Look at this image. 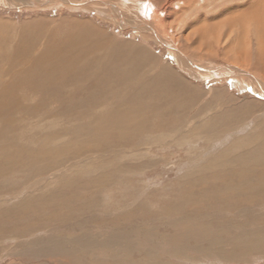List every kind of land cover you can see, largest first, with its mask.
<instances>
[{"label": "rangeland", "instance_id": "rangeland-1", "mask_svg": "<svg viewBox=\"0 0 264 264\" xmlns=\"http://www.w3.org/2000/svg\"><path fill=\"white\" fill-rule=\"evenodd\" d=\"M262 2L0 0V44L8 56L23 37L44 33L48 38L56 32L64 39L68 35L61 31L70 24L85 23L111 45L147 51L138 57L149 72L143 79L158 91L165 89L154 100L145 94L135 99L152 108L151 115L140 113V126L126 122L117 110L108 114L115 106L122 108L111 99L116 90L110 74L101 86L112 91L96 93L97 75L106 72L110 59L101 56V66L93 70L97 75L88 74L91 79L83 82L81 92L73 89L84 95L94 84L96 93L76 104L79 117L51 118L49 125L50 119L37 115L38 121L31 118L33 123L23 124L26 130L19 128L15 139L0 145V155L21 162L20 168L0 176V264H264V194L242 207L230 195L225 204L212 200L222 201L220 180L237 183L233 173L253 166L261 171L248 182L257 183L262 176L264 189V151L256 150H264L259 146L264 143ZM252 11L261 14L255 18ZM158 70L173 74L158 83ZM129 81L117 86L122 90L143 82ZM107 114L113 121L96 127L95 120ZM0 128L2 132L1 123ZM47 142L48 159L34 161L31 151L39 152ZM189 189L194 190L192 199ZM213 191L217 197L212 198ZM257 239L259 243L246 244ZM244 249L250 253L241 256Z\"/></svg>", "mask_w": 264, "mask_h": 264}, {"label": "bare ground", "instance_id": "bare-ground-1", "mask_svg": "<svg viewBox=\"0 0 264 264\" xmlns=\"http://www.w3.org/2000/svg\"><path fill=\"white\" fill-rule=\"evenodd\" d=\"M183 1H185V0H183ZM251 1H252V3H249V5L253 4V2H256V0H251ZM262 1L263 2L261 4H263V7H264V0H262ZM259 4H258V6H259ZM249 7H251V6H249ZM263 7H261V8H263ZM255 9H256V7H255ZM263 9H262V11H263ZM224 14L225 13H221V16L224 15ZM260 14L261 13H259L257 11L253 12V16L255 18L259 17ZM255 20L256 19H254V21ZM251 21H252V18H251ZM261 22H262V17H261ZM255 23H257V22L255 21ZM253 25H255V24L253 23ZM254 30H257V29L254 28ZM263 30H264V28H263ZM63 31L64 32L61 31V33H67V35H68L64 39H59L58 38L59 36H58V34L56 32H54L55 35H54V33H53V35L50 33L48 38L44 35V33H41V32H39L41 34H38V35H35V36H29L27 38L23 37L20 41L17 42V46L15 48L14 54L11 55V56H8L7 53H5V51H3L5 44H3V43L0 44V123H1V126L2 125L4 126V129H2L3 131L1 132V130H0V134H1V136H0V145H3V144L5 145L6 141L9 142L8 139H11V137L14 138L13 137L14 136V132L15 131L18 132L19 131V128H21V129L22 128H25V130H26L27 129V126L26 125H23V124H27V123H29V121L32 122L31 121V118H34V119L36 118V121H38L37 115L39 117H44L45 119H48V120L50 119L49 122H48V120L43 119L44 121H47L49 123V125L52 124L51 118L56 119V121L57 120L59 121L60 118L58 119L57 117H62L64 115H66V119H68V117H75V116H78L79 117L80 114L79 113H76V112L79 111V110H81V109H78L80 106L77 107V105L81 101L86 100L89 97H92V95L90 93H93L95 91V89H96V93L98 95H100L104 90H107V92H109V93L112 91L111 88H109V87H107L105 89V88H103L101 86L102 84H106V81H107L106 78H110L109 76H113V81H114V84L113 85H115V88H113V89L116 90L114 93H111V94H114L113 96H111L112 97L111 99L114 100L122 109L120 110L119 108H117V106H115L116 108L114 110H111L110 112H108V114L109 113L110 114H113L117 110L118 112H116V113H118L120 115V117L123 116V118H124V120L126 122H129V124L130 123L135 124V126H140V123L139 122L136 123L138 121V119H139L138 117L141 115L140 113H143L145 115H151V111L150 110L152 109L147 104L146 105H142V104L136 102L135 99L140 98L143 94H145V95H147V97L150 100H154L155 99V95H157V93L158 94H161L160 92H164V90H165L164 88L160 87L159 88V91L160 92H159L150 83L146 84L145 83L146 81L143 79V78L148 79V76L147 75H148L149 72L146 71V69H145L146 64L145 65H142L141 64L142 61H141V63L139 62L142 58L139 59L138 57L141 54L143 55V53H145V51H143V53L141 52L140 54L137 52L138 53L137 54L136 51L134 52L135 48H132V46H130L129 44H117V43L114 42V44L111 45L110 41H104V39H102L89 25H87L85 23H76V22L75 23H72V24L69 25L68 28H65V30H63ZM259 46H260L259 50L262 51V52H264V35L260 39ZM138 48H137V50H138ZM138 51H142V49L141 50H138ZM146 53H147V51H146ZM145 54H144V56H145ZM147 55L148 54H146V56ZM101 56H106V57H108L110 59H109V65H107L108 68H107L106 72L99 74V77H98L97 72L93 73V70L95 71V69H94L95 66H97V67H98V65L101 66V63L103 62L100 59ZM146 56H145L146 59H148L150 57L149 56L147 58ZM263 56L260 53V57L262 58V61H263ZM150 61L151 62H154L152 59ZM143 63H145V62H143ZM104 64H105V62L103 63V66H105ZM262 68H264V62L262 64ZM100 72H98V73H100ZM92 73L95 76L97 75V78H100L101 77L98 81L96 80L97 81V87L95 86L96 88L94 89V84H93L89 89L86 90L87 92L84 90L86 92L85 94L82 91L83 94H84V95H82L80 92L84 88L83 87H82V89H80V88H81V86L84 85L83 82H85V80L91 79V78H89V75H91ZM165 74L168 75V74H173V73L170 72V71H168V70H165V73L161 71L158 75H155L154 74L155 75L154 79H156V81L158 83H160L162 81L165 82L166 81V75ZM118 77H121V78H118ZM135 78H138L140 81H143V80L144 81L142 83L141 82H138L139 85L137 87L133 83L132 84L129 83L130 86H127L125 88H122V90H120L121 88L119 89V87L117 86V85L120 86L121 84H123V82H127V81L133 80ZM103 79L106 80V81H104ZM171 79H172V81H175V79L173 77H171ZM101 80H103V81L101 82ZM70 82H73L72 85H70ZM131 85H132V87H131ZM111 86H112V84H111ZM167 86H169V85L167 84ZM84 87L86 88V86H84ZM75 88H77L78 90H80V92L78 94L76 93L77 95L75 94V91H73V89L75 90ZM178 89L180 90V88H178ZM96 93H93V95L94 94L96 95ZM165 94H167V93H165ZM33 96L39 97L40 98L39 101H37V102L36 101H33L32 98H31ZM77 96H79V99H76V101H75V98ZM114 96H115V99H113ZM99 101H100V99H99ZM174 101H176V98L174 99ZM115 102H114V105L116 104ZM81 103H83V102H81ZM103 103L106 104L105 102H103ZM180 103H181L180 100H178L177 101V104H180ZM86 104H83V105H86ZM109 105L111 106V101H110V104L108 103V106ZM155 105L156 106H159L157 102H155ZM51 106H53V107H51ZM55 106H57V107H55ZM67 107H69V108H67ZM112 107H114V106L112 105ZM132 108L137 109L138 111L137 112H131ZM128 111H129V113H128ZM184 111H186V110H184ZM125 112H127V113H125ZM81 113H82V111H81ZM85 113H84V115H85ZM108 114L106 115L107 117H103V118H100V119L95 120L96 121V127L101 126V125H104L105 124V121L104 120H107V121H110V122L113 121V119L111 117H109ZM129 116H132L134 121L129 120V118H128ZM81 117H82V115H81ZM70 119H73V118H70ZM173 119H176V117L173 118ZM74 121H76V120H74ZM80 121L82 123V120H80ZM39 122L38 123L36 122V123L39 124ZM40 123H42V122H40ZM34 126H36V125L34 124ZM107 126H108V124H107ZM80 127H81V125H80ZM22 130H24V129H22ZM65 131L67 132L66 129H65ZM77 131H78V129H77ZM20 133H21L20 135H23L22 132H20ZM51 133H53V131ZM55 134H57V133H55ZM47 136H45V137H47ZM59 138H60V136H59ZM61 138H63V137L61 136ZM72 143H73V141L70 142L69 144H72ZM48 144H49L48 142L47 143H44L43 147L41 148V150L39 152L37 150L31 151L32 154L35 155L34 156V159H35L34 161L37 162L40 159H43L45 161L46 159H48L47 158V155H46V153L48 152V150H47ZM9 146L10 145L8 144L7 147H9ZM107 146H110V145H107ZM259 146H261V148L262 147L264 148V143H261V144L259 143ZM60 149H61V147H60ZM256 150L259 151V152L264 151L263 149H256ZM227 151L228 150H226V152ZM237 154H239V153H237ZM2 155L3 154L0 155V157H1L0 158V176L3 177L4 175H6V174L8 175L9 173H12L14 170L20 168V165H19V164H21L20 161L17 163V161H16L15 158H12V157L8 158L7 156H2ZM258 157H260V156H258ZM28 158H30V157H28ZM252 158H254V157H252ZM257 159H259V158H257ZM236 161L239 162L238 160H236ZM255 162H257V165L262 169V164L259 163L257 160ZM114 164H116V163H113L112 165H114ZM31 165H33V164H31ZM54 165H55V163H54ZM243 165H245V162H243ZM47 166H48V164L45 165V167H43V168H47ZM254 167L255 166H253L252 168H250L251 171H249V172H246V171H243L242 173L234 172L233 173V176L235 174H237L236 175V178L238 179V182L237 183H235L234 181L227 182L224 179L220 180V182H223L222 183V188H223V191L224 192L222 193V195L224 194V196H222L223 198L220 196V198H222V201L221 200H217V198L216 199H212V200L214 202L218 201L220 204H225V202L228 201V198H227L228 195H230V201L231 202H234L237 205V207H242V206L246 205L247 203L257 202V200L259 202L260 197H261V194H264V189L262 188L261 181H260L262 179V176H261V178H259L260 180L257 183L250 184L248 182L249 181V176L254 177L253 179H255L256 174L257 173H260V171H261L260 170L258 172V170L256 168H254ZM215 168L217 169V167H214L213 169H215ZM262 171H263L262 172V175H264V170H262ZM204 172L207 173L209 171L208 170H204ZM224 172L226 173V171H224ZM215 174H218V173L216 172ZM200 178L203 179V174H202V176ZM200 178H199V180H200ZM193 184L194 183H188L187 185H189V186H191L193 188ZM66 187L64 188V190L66 189ZM196 188L197 187H195V189ZM221 189H220V191H222ZM184 190H183V192H185ZM200 190H202V189H200ZM213 190H215V188ZM211 191H212V189H211ZM193 192H194L193 189H189V192L187 193L188 194L187 197H189L190 199H192ZM213 192H214V194H210L212 196V198L213 197H217L218 194H215L216 193L215 191H213ZM201 194L202 193H200V195ZM210 195H208V197ZM211 196H210V198H211ZM200 199H201V197H200ZM200 202H202V201H200ZM197 203H199V202L197 201ZM171 208H173V207H171ZM202 209L203 208H201L200 210H202ZM252 211H253V209H252ZM210 213H211V211H210ZM204 215H202V216H204ZM212 217H214V216H212ZM212 217H210V218L212 219ZM179 222L180 221H178V223ZM262 222H264V221H262ZM178 223H175V224L177 225ZM189 223H191V222H189ZM175 224H174V226H175ZM170 225H171V223L169 224V226ZM185 225H187V224H185ZM174 226H173V228L175 229L176 227H174ZM184 226H183V228H184ZM2 228H4V227H2ZM193 228H194V226H193ZM200 229H201V227H200ZM206 230H208V227L206 228ZM193 231H194V229H193ZM201 231H203V230H201ZM194 232H196V231H194ZM254 233L256 234V232H254ZM250 234H251V232H250ZM3 235L4 234H2L1 236H3ZM168 237H170V236H168ZM171 237H172V235H171ZM182 237H183V235H182ZM183 238H182V240H183ZM249 239H251V238L249 237ZM246 240H247V238H246ZM258 240L259 239L254 240L251 243L248 242L246 244L247 245H250V244H255V242L259 243ZM190 241H191V239H190ZM189 243H191V242H189ZM189 243H188V245L187 244H185V245L186 246H189L190 245ZM232 243L234 244V242H232ZM180 245H181V242H180ZM180 245H178V246H180ZM192 245H193V243H192ZM196 247H195V250L198 251V249ZM206 248H207V246H206ZM233 248H234V246H233ZM240 249L242 250V246H241ZM186 250H185V253H188V252H186ZM244 250H245V253H243V251H241V253H243L241 256L245 255L249 251L247 249H244ZM173 251H176V250L173 249ZM181 251H182V249H181ZM249 253H250V251H249ZM197 254L198 253H196V255ZM222 254H223V252H222ZM225 255H227V254H225ZM201 258H203V257H201ZM237 261H239V260H237Z\"/></svg>", "mask_w": 264, "mask_h": 264}]
</instances>
